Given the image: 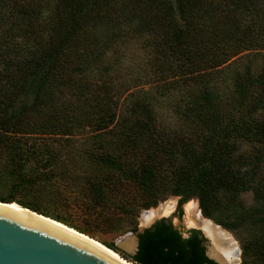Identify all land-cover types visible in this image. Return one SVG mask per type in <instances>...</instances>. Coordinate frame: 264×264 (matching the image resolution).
Listing matches in <instances>:
<instances>
[{"label":"trees","instance_id":"16d2710c","mask_svg":"<svg viewBox=\"0 0 264 264\" xmlns=\"http://www.w3.org/2000/svg\"><path fill=\"white\" fill-rule=\"evenodd\" d=\"M50 19L53 23L45 25ZM122 20L137 21L147 33L146 44L155 52L150 70L162 88L158 87L161 95L198 87L206 99L198 114L207 126L200 137L202 143L182 149V164L173 176L172 192L179 198V209L196 198L204 217L237 234L247 223L264 224V189H254L255 169L242 173L232 163L238 142L264 146V119L257 118L264 110V66L257 79L249 72H244L245 76L236 74L245 56L254 53L264 59V0H56L52 5L47 0H0V155L13 160L29 138L48 134L42 127L45 122L40 125L37 119L55 115L54 92L62 90L72 100L73 108L98 131L114 133L127 126L137 108L145 105L139 101L120 104L127 89L113 83L107 68L96 76L104 52L98 59L91 50L98 24L117 25ZM47 26L50 34L46 39L43 31ZM92 73L95 79L89 81ZM230 77L238 92L252 85L258 92L246 114L223 122L216 117L209 99ZM92 108L94 111H90ZM52 116L49 120L65 118L53 127L66 128L52 135H73L68 119L78 116ZM141 124L142 130L149 131L148 123ZM67 156L75 169L76 154L69 152ZM110 164L126 174L117 161ZM126 176L138 180L147 192L155 172L150 163ZM25 179L29 177L21 173L20 180ZM250 190L260 204L249 215V222H228L219 217L224 207L222 192ZM0 202L17 203L88 235L31 204L13 198ZM138 240L137 252L128 258L114 245L101 243L133 264H217L206 256L200 230L190 229L185 236L165 218L139 234Z\"/></svg>","mask_w":264,"mask_h":264},{"label":"rangeland","instance_id":"374dc122","mask_svg":"<svg viewBox=\"0 0 264 264\" xmlns=\"http://www.w3.org/2000/svg\"><path fill=\"white\" fill-rule=\"evenodd\" d=\"M54 2L56 0H47L49 5ZM50 23H53L52 19L45 25ZM97 26L91 50L95 55L101 52L104 55L96 76L107 68L113 83L127 89L120 104L139 101L145 106L137 108L125 128L114 133L102 132L77 108H73L65 90L54 92V116H78L68 119L73 135H52L66 129L53 127L64 122V117L52 121L49 120L52 115H46V118L39 116L38 123L42 125L45 122L42 127L48 134L43 138H29L13 160L0 155V199L13 198L31 204L42 213L60 217L66 224L99 242L114 245L128 258L132 254L122 246L136 234L141 217L163 205L173 206L172 212L164 218L185 236L190 229H200L188 225L185 213V205L192 204L195 213L203 216L198 200L191 199L179 209V198L172 191L174 173L182 164V149L191 144L200 146V137L207 131L206 121L198 116L199 107L206 99L198 87L174 89L161 95L162 88L153 80L150 70V60L155 52L146 44L147 33L141 30L142 26L137 21L125 23L122 20L117 25L100 23ZM49 34L47 26L43 35L47 39ZM98 59H101L100 55ZM263 64L264 59L256 54L247 55L236 74L245 76L244 72H249L257 79ZM87 78L89 81L95 79L94 73ZM256 92L255 85L238 92L233 77H230L218 92L211 93L209 102L216 117L223 122L232 121L249 111ZM90 111H94L93 108ZM257 115L258 119H264V110ZM141 122L148 123L149 131L142 130ZM43 143L48 146H42ZM69 152L77 156L73 161L75 169L67 162L71 159L67 156ZM112 160L117 161L126 174L116 170L110 164ZM150 163L155 177L152 187L146 192L138 180L126 175ZM232 163L242 173L255 169L254 189H264V146L249 141L238 142ZM21 173L29 179L20 180ZM220 199L224 207L219 217L228 222L241 219L249 222L252 219L248 218L249 215L260 204L251 190L243 193L225 191L220 194ZM210 221L218 225L216 221ZM255 222L245 224L240 234L219 225L236 242L242 264H264V224Z\"/></svg>","mask_w":264,"mask_h":264},{"label":"water","instance_id":"95a60500","mask_svg":"<svg viewBox=\"0 0 264 264\" xmlns=\"http://www.w3.org/2000/svg\"><path fill=\"white\" fill-rule=\"evenodd\" d=\"M25 209L29 213L0 205V264H125L103 247L39 218L42 214ZM160 217L148 222L141 217V224L130 239L131 245L125 246L124 243L122 247L134 255L138 250V235L165 216ZM199 230L205 239L206 256L217 264H227L222 254L224 241L204 229ZM236 257L238 255L234 252L232 259Z\"/></svg>","mask_w":264,"mask_h":264},{"label":"bare ground","instance_id":"6f19581e","mask_svg":"<svg viewBox=\"0 0 264 264\" xmlns=\"http://www.w3.org/2000/svg\"><path fill=\"white\" fill-rule=\"evenodd\" d=\"M0 205L14 207V208H17L19 210H22L24 212L29 213V211L27 209L21 207L17 203H6L5 204V203L0 202ZM172 210H173V206L163 205L158 210L146 212L142 217L145 219V222H148L149 220H152L154 217L169 215L172 212ZM185 213H186V216L188 217V225L189 226L204 229L209 235H212L214 238H216V236H217L224 241L225 245L222 248V254H223V257L225 258V261H227V264H242L240 261L239 248L236 245V242L232 239V236H230V233H228L226 230L222 229L221 227L217 228L215 225H213V223L210 220L208 221V220L203 219L202 218L203 216L200 215L201 213H195V207L193 208L192 204L185 205ZM39 218L46 220L48 222H51L55 225H58V226L66 229L70 232H73V233H75V234H77V235H79V236L103 247L104 249H106L108 252H110L112 255L117 257L119 260H121L125 264H133L131 261L122 257L118 252L114 251L113 249H110L109 247L105 246L104 244H102L98 240L91 238L88 235H85V234H83V233H81V232L61 223V222H59V221L55 222V221H52L50 219H47L46 216L45 217L40 216ZM215 229H217V230H215ZM131 242H132V240L128 239L125 242V246H130ZM234 252L238 255V257H236L235 259L234 258L232 259V255Z\"/></svg>","mask_w":264,"mask_h":264}]
</instances>
